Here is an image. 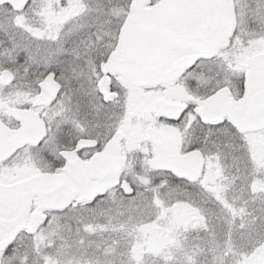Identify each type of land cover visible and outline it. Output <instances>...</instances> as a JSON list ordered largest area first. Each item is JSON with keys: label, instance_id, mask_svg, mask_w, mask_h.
I'll use <instances>...</instances> for the list:
<instances>
[{"label": "snow or ice", "instance_id": "snow-or-ice-1", "mask_svg": "<svg viewBox=\"0 0 264 264\" xmlns=\"http://www.w3.org/2000/svg\"><path fill=\"white\" fill-rule=\"evenodd\" d=\"M0 264H264V0H0Z\"/></svg>", "mask_w": 264, "mask_h": 264}]
</instances>
